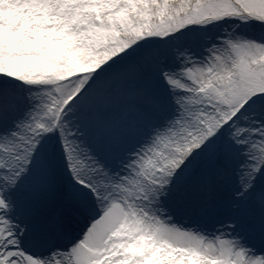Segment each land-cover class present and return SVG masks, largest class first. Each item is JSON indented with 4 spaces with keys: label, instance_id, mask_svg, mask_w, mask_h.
<instances>
[{
    "label": "snow or ice",
    "instance_id": "1",
    "mask_svg": "<svg viewBox=\"0 0 264 264\" xmlns=\"http://www.w3.org/2000/svg\"><path fill=\"white\" fill-rule=\"evenodd\" d=\"M0 264H264V0H0Z\"/></svg>",
    "mask_w": 264,
    "mask_h": 264
}]
</instances>
